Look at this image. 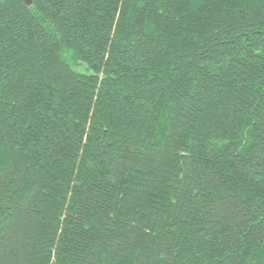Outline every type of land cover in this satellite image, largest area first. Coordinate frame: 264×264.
<instances>
[{
    "label": "trees",
    "instance_id": "trees-1",
    "mask_svg": "<svg viewBox=\"0 0 264 264\" xmlns=\"http://www.w3.org/2000/svg\"><path fill=\"white\" fill-rule=\"evenodd\" d=\"M0 264H264V0H1Z\"/></svg>",
    "mask_w": 264,
    "mask_h": 264
},
{
    "label": "water",
    "instance_id": "water-1",
    "mask_svg": "<svg viewBox=\"0 0 264 264\" xmlns=\"http://www.w3.org/2000/svg\"><path fill=\"white\" fill-rule=\"evenodd\" d=\"M1 1V0H0ZM26 2L28 3V4H31L32 3V0H26Z\"/></svg>",
    "mask_w": 264,
    "mask_h": 264
},
{
    "label": "rangeland",
    "instance_id": "rangeland-1",
    "mask_svg": "<svg viewBox=\"0 0 264 264\" xmlns=\"http://www.w3.org/2000/svg\"><path fill=\"white\" fill-rule=\"evenodd\" d=\"M83 70H85V68H83Z\"/></svg>",
    "mask_w": 264,
    "mask_h": 264
}]
</instances>
